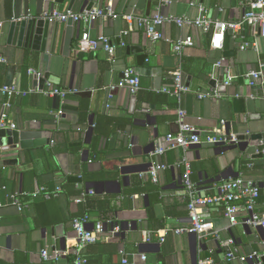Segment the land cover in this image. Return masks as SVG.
Returning a JSON list of instances; mask_svg holds the SVG:
<instances>
[{
    "label": "crops",
    "instance_id": "1",
    "mask_svg": "<svg viewBox=\"0 0 264 264\" xmlns=\"http://www.w3.org/2000/svg\"><path fill=\"white\" fill-rule=\"evenodd\" d=\"M88 1L96 6L112 3L119 14L132 12L139 17L196 18L198 7L203 5L214 20L236 22L244 15L248 0H168L163 6L159 0ZM70 2L55 10L68 11ZM84 2L76 0L71 10L83 12ZM13 18L12 11L0 2L4 27ZM85 29L92 37L110 38L116 47L113 59L103 49L75 55ZM162 30L164 39L153 44L143 30L122 18L97 20L90 27L62 23L54 53L52 40L42 52L25 48L24 42L19 45L18 37L15 45L9 43L7 35L0 38V58L5 60L0 62V128L2 115L7 113V128L34 129L43 134L36 147L0 149V264H74L77 233L72 222L83 212L90 215V230L103 219L111 220L104 223L105 232L98 241L84 250L90 264H122L124 258L129 264H252L228 262L226 254L230 249H237L242 257L263 251L264 232L244 224L232 225L225 217V205L218 203L206 208L203 217L213 223L220 239L166 233V241L161 243L157 236L189 223L183 162L193 167L192 179L204 197L217 195L230 180L254 181L261 190L258 210L264 212V155L256 154L260 141L264 142V84L257 86L260 89L254 95L243 77L262 71L264 79V38L246 28L242 33L253 46L241 50L242 41L230 31L220 51L212 49V35L197 28L166 25ZM125 32L129 34L124 36ZM187 37L195 45L177 56L173 45ZM133 48H144L150 55V61L143 65L147 69L144 75L135 71L138 54ZM223 58L225 62L217 68ZM178 70L194 96L191 115L186 112L187 122L199 130L204 141L218 134L237 135L243 138L238 144H201L155 155L164 138L178 131L177 121L164 118L178 117L181 99L170 95L171 101H179L175 110L160 102L163 89L173 84ZM126 71L141 78L137 100L133 102L127 89H118L109 101L108 88L119 83ZM228 72L238 78L225 88ZM6 86L27 93L14 96L9 110L4 107L8 98L1 90ZM212 88H220L224 96L201 100L195 95ZM54 89L66 92V99L44 94ZM61 110L64 114L57 116ZM97 123H105L101 128L108 132L94 146ZM158 164L168 168L159 173L157 184L149 175L141 176ZM81 174L89 180L85 193L95 192L87 200L85 197V205L77 204L75 197L78 187H74V180ZM42 186L63 190L55 199L32 198ZM139 186L148 193H134ZM15 193L25 205L22 211L11 204L10 196ZM109 198L112 202L108 205ZM45 249L62 250L67 255L45 262L41 256Z\"/></svg>",
    "mask_w": 264,
    "mask_h": 264
},
{
    "label": "built area",
    "instance_id": "2",
    "mask_svg": "<svg viewBox=\"0 0 264 264\" xmlns=\"http://www.w3.org/2000/svg\"><path fill=\"white\" fill-rule=\"evenodd\" d=\"M160 6L169 4L168 0H159ZM199 15L196 18H191L189 16L177 17V16H164L162 14H157L153 17H139L134 13L119 14L112 3L105 5L104 7H94L91 10H85L81 13L73 12L68 10L65 12L54 10L53 12H46L43 14V19L52 23H67L73 21L76 24H84L85 26H92L97 20H109V19H119L122 18L129 24H133L136 28L141 29L146 34L147 38L154 44L164 39L163 27L166 25H175L179 28L183 27H194L201 30L205 34L212 35L211 47L214 50H223L226 40V35L228 32L233 31L235 33L234 38L240 39L242 45L241 50H246L251 48L253 44L247 41L244 33L246 28L258 33L259 36L264 38V0H248L245 2V12L242 18L236 22H226L220 20H214L206 6L200 5L198 7ZM15 21L16 19H12ZM24 20V18L19 19ZM4 22H0V28H3ZM128 32L124 33L128 35ZM195 45L191 37L180 39L173 45V51L177 56H181L186 48L193 47ZM124 46V44H123ZM99 49H103L111 59L114 58L116 54V47L112 44L110 38L107 36H99L97 38L92 37L88 29L82 33L77 49L75 50V55L94 53ZM0 62H5L4 59L0 58ZM225 62L223 58L220 60L216 67L220 68ZM35 73V72H31ZM249 88H255L257 86H262L264 84L263 72L253 71L245 76ZM238 77L231 72H228L226 78L223 82V86L228 88L233 85L234 81ZM118 89H127L130 94L136 96L142 89L140 76L132 71H126L124 73V78L117 84H114L108 88L109 94L108 99L112 101L114 98V93ZM3 94L7 96L8 101L4 104L5 109L9 110L11 107V100L16 95H27V93L20 92L17 88L6 86L1 89ZM36 91H31L35 93ZM163 92L170 94L178 99H181L184 95L190 94V89L186 86L184 81V74L181 70L176 71L173 74V84L171 86L165 87ZM44 94L50 96H60L64 101L66 99L67 93L62 92L58 89L50 90L44 92ZM197 98L201 100L206 99H221L224 94L220 88H212L207 92H195ZM110 108V105H108ZM64 114L61 110L57 116ZM187 115L184 111H179L178 114V131L176 133H169L163 141V144L159 146L155 155L162 156L167 151L184 149L188 150L191 147L198 146L201 144L207 145H223L230 146L238 144L240 142V137L237 135H223L218 134L208 138L206 141L202 140L199 130L192 124L187 122ZM8 115L3 113L1 118V127L6 126ZM224 124V123H223ZM15 129V126H12ZM217 132V131H216ZM218 133V132H217ZM257 155H264V142L260 141L259 147L256 150ZM185 168L183 173V185L185 189V201L187 203V209L189 213V223L187 226L169 229L165 231V235L158 232V237L161 243L166 241V233H170L173 236H183V235H196V236H206L214 235L217 239H220L217 232L214 230L213 223L205 220L203 217L204 210L209 206L216 203L224 204L225 217L229 220L232 225L244 224L255 229H260L264 232V212L258 210L259 199L261 197V190L257 183L252 180H244L242 178L230 180L225 182L220 188L219 193L214 196L204 197L200 194L196 182L193 181L192 175L193 170L189 163L183 162ZM249 167H252L250 165ZM168 168L166 165H154L146 174H141V176L149 175L154 183L159 181V173ZM61 188H57L55 191L50 192L46 187L39 188L35 193L32 194V198H43L45 200H51L58 198L61 194ZM93 190L88 191V195H94ZM87 194H83L76 199L77 204H82L85 202V197ZM11 204L16 207L19 211L24 210L25 205L22 202L21 196L19 194H12L10 196ZM3 204L0 203V209ZM1 220V219H0ZM89 219H75L72 222L73 229L77 233L76 240V250L74 253L75 261L74 264H87L88 260L84 256V250L91 244L98 241L100 236L105 232V225L102 222H98L94 229L90 230L88 228ZM152 233L148 235L147 241H151ZM234 242H232L233 244ZM67 255L65 251L54 250L50 252L48 249L42 251V260L45 262L59 261ZM146 257L142 256V260L146 261ZM226 260L228 262L240 261L242 263L252 262V264H264V246L261 253L253 252L252 254L242 257L239 256L237 249H230L226 254ZM122 264H129V261L124 258ZM200 264H210L209 261L200 262Z\"/></svg>",
    "mask_w": 264,
    "mask_h": 264
},
{
    "label": "water",
    "instance_id": "3",
    "mask_svg": "<svg viewBox=\"0 0 264 264\" xmlns=\"http://www.w3.org/2000/svg\"><path fill=\"white\" fill-rule=\"evenodd\" d=\"M68 0H0L7 10L12 11L16 19H12L6 25V27L0 28V38L7 35L9 43L15 45L17 37L20 39L19 45L24 42L25 48H30L35 51L42 50L46 51V44L52 40L51 49L54 53L55 47L59 39V24L45 21L43 14L46 12H53L57 6H62ZM76 0H71L69 10H71ZM94 7H104V5L96 6L95 2L91 3L85 0L82 11L91 10ZM24 20H19L20 18ZM69 24L74 23L69 21ZM232 33V31L230 32ZM227 40V38H226ZM227 47L225 46V50ZM133 52L138 54L137 65L138 68L135 70L137 73L144 75L147 69L144 68V63L150 61V55L145 53L144 48H133ZM156 82H159L157 80ZM160 87V86H159ZM260 87L252 88L253 94ZM222 90L224 88L222 87ZM133 102L137 100V96H132ZM194 100V96L191 94L184 95L181 98L182 108L181 111L187 112L191 115V106ZM92 134V130L89 135ZM43 139L42 132L38 130H12L7 128H0V149L3 152L10 150H27L32 147H36L41 144ZM243 139V138H240ZM258 156L256 158H261ZM117 193H120L119 191ZM196 236V235H194Z\"/></svg>",
    "mask_w": 264,
    "mask_h": 264
},
{
    "label": "trees",
    "instance_id": "4",
    "mask_svg": "<svg viewBox=\"0 0 264 264\" xmlns=\"http://www.w3.org/2000/svg\"><path fill=\"white\" fill-rule=\"evenodd\" d=\"M159 93H163V92H159ZM170 98V94H166L164 93L163 96H161V99H160V102L162 103V105H166V107H168V109L170 110H175L177 109L178 105H179V101L178 100H174V101H171L172 99H169ZM164 119H168V120H171V121H178V117H173V116H167L165 117ZM103 123H97V124H94V129H95V135H94V141H93V145L96 146L98 144V140H99V137H102V136H105L107 135V132L106 131H103L102 130V126L105 125V123L102 125ZM192 170H193V167H192ZM88 178L86 175H83L81 174L79 177H77L76 180H74V187H78L76 190V193H75V197L78 198L79 196H81L82 194H87L85 193L86 191V187L88 186ZM42 187H46L50 192H53L56 188H49L47 186H42ZM61 187V186H60ZM62 188V187H61ZM63 190V188H62ZM134 193H139V194H147L148 191L146 189H143L141 188V186H139L135 191ZM91 195H86V200L90 197ZM86 202V201H85ZM85 202L82 203L81 205H85ZM112 202V198H109V200L106 202L108 205ZM80 205V204H79ZM88 218L89 219V223L90 222V215H88L87 213L83 212L82 214L78 215L77 217H75L73 220L75 219H83V218ZM103 224L106 223V222H109L111 223V220H107V219H103L101 221ZM85 255V254H84ZM86 259L88 260V263L87 264H90V260L89 258L85 255Z\"/></svg>",
    "mask_w": 264,
    "mask_h": 264
}]
</instances>
